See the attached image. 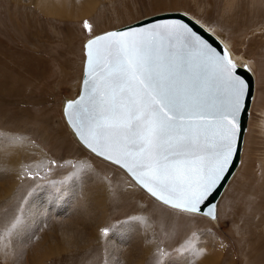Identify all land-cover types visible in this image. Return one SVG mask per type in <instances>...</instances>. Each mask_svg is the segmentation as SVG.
I'll list each match as a JSON object with an SVG mask.
<instances>
[{"label":"rangeland","instance_id":"374dc122","mask_svg":"<svg viewBox=\"0 0 264 264\" xmlns=\"http://www.w3.org/2000/svg\"><path fill=\"white\" fill-rule=\"evenodd\" d=\"M71 1L93 4L90 16L51 18L36 0H0V264H264V0ZM178 11L254 76L241 159L214 221L129 187L62 116L63 100L78 94L85 40Z\"/></svg>","mask_w":264,"mask_h":264},{"label":"snow or ice","instance_id":"6c2138e0","mask_svg":"<svg viewBox=\"0 0 264 264\" xmlns=\"http://www.w3.org/2000/svg\"><path fill=\"white\" fill-rule=\"evenodd\" d=\"M197 26L188 16L92 36L82 94L64 111L84 146L134 181L129 187L177 213L216 219L209 202L239 150L251 98L241 69H252ZM83 28L92 32L87 20Z\"/></svg>","mask_w":264,"mask_h":264},{"label":"bare ground","instance_id":"6f19581e","mask_svg":"<svg viewBox=\"0 0 264 264\" xmlns=\"http://www.w3.org/2000/svg\"><path fill=\"white\" fill-rule=\"evenodd\" d=\"M36 6L38 7V9L41 11V12H43L44 14H45V16H47V17H60L61 19H63V17H65V18H67V17H70V19H72L73 18V20H75L76 18L78 19H83V18H86V17H89L90 16V14L92 13V11H93V4H91V3H87V4H84V5H80L78 2H75V1H66V0H36ZM179 12V11H178ZM180 13H184V12H181L180 11ZM158 14H162V13H158ZM189 15L187 14V17H188ZM148 17H150V16H148ZM191 17V16H190ZM59 18V19H60ZM144 18H147V17H144ZM192 18V17H191ZM67 19H69V18H67ZM80 19V20H81ZM143 19V18H142ZM193 19V18H192ZM141 20V19H140ZM194 21H196L195 19H193ZM139 21V20H138ZM135 22H137V21H135ZM131 24V23H130ZM199 25L200 26H203L202 24H200L199 23ZM121 28V27H120ZM203 28H206V27H204L203 26ZM207 29V28H206ZM114 30V29H113ZM208 30V29H207ZM110 31V30H109ZM209 31V30H208ZM106 32V31H105ZM209 32H211V31H209ZM103 33V32H102ZM99 34H101V33H99ZM99 34H97V35H99ZM94 36H96V35H94ZM217 37V36H216ZM91 38V37H90ZM218 38V37H217ZM89 39V38H88ZM87 39V40H88ZM219 39V38H218ZM87 40H85V42L87 41ZM219 41L225 46V44L219 39ZM85 42L83 43V45L85 44ZM226 47V46H225ZM232 55H233V53H232ZM233 59H235V60H238V62L241 64V65H243V64H247V63H245V62H243V61H241V59L240 58H238V57H234L233 56ZM83 64H84V59H83V63H82V71H81V78H82V72H83ZM250 77H251V83H252V98H251V102H250V106H251V103H252V99H253V94H254V76H253V74H251L250 75ZM81 78H80V83H79V89H78V93H79V90H80V84H81ZM78 95V94H77ZM76 95V96H77ZM75 96V97H76ZM74 97V98H75ZM70 100H72V99H64L63 100V102H62V108H61V110H62V112H63V108H64V104H65V102H67V101H70ZM250 106H249V109H250ZM62 116H63V113H62ZM63 119H64V116H63ZM64 122H65V124H66V126H67V128H68V130H69V132L71 133V135H72V137L78 142V140L76 139V137H75V135H74V133L72 132V130L69 128V126L67 125V123H66V121H65V119H64ZM248 125V119H247V122H246V126ZM247 129V128H246ZM246 132V131H245ZM245 134V133H244ZM243 142H244V135H243ZM78 144H79V146H81L82 147V149L84 148L79 142H78ZM242 147H243V143H242ZM85 149V148H84ZM85 150H87V149H85ZM88 151V150H87ZM89 152V151H88ZM89 153H91V152H89ZM92 154V153H91ZM241 154H242V149H241ZM241 154H240V159H241ZM93 156H95L94 154H92ZM95 157H97V156H95ZM98 159H100L101 160V158H99V157H97ZM102 161H104V162H106V163H108V164H111V163H109V162H107V161H105V160H103L102 159ZM112 165V164H111ZM114 166V165H113ZM116 167V166H115ZM118 168V167H117ZM127 176V175H126ZM128 177V176H127ZM130 180H131V178L130 177H128ZM231 180V179H230ZM230 180H229V182H230ZM133 182V184H134V181H132ZM228 182V183H229ZM228 185V184H227ZM227 185H226V187H227ZM138 187V186H137ZM226 187H225V189H226ZM140 189V188H139ZM224 189V190H225ZM142 192H144L148 197H150L151 199H152V197L151 196H149L144 190H142V189H140ZM224 192V191H223ZM223 194V193H222ZM222 194H221V196H222ZM221 196H220V198H221ZM220 198H219V200H220ZM154 201H156V202H158L157 200H155V199H153ZM219 200H218V202H219ZM218 202H217V204H216V214H217V205H218ZM160 205H163V204H161L160 202H158ZM28 205V204H27ZM164 206V205H163ZM167 207V206H166ZM169 208V207H168ZM171 209V208H170ZM196 215H199V216H203V217H205V218H207V219H209V220H211V221H214V220H216V219H210V218H208V217H206V216H204V215H201V214H196ZM217 216V215H216ZM69 227V226H68ZM93 228H95V226H93ZM95 231V230H94ZM69 232V231H68ZM65 233V232H64ZM97 233H98V231H97ZM71 234L70 233H68V234H66V236H70ZM52 236V235H51ZM98 237H99V234L97 235ZM65 236H63V237H61V245L63 244V246L65 247V246H68V244L71 242L70 240H67V239H69V237L68 238H64ZM71 239V238H70ZM73 240L75 239H77V238H72ZM78 240V239H77ZM85 241V240H84ZM73 242V241H72ZM77 243V242H76ZM84 244V243H83ZM87 244V243H86ZM85 246V245H84ZM51 247V246H50ZM74 247V246H73ZM41 248H42V246L41 247H38V250L37 249H34V251L33 252H35L36 254L37 253H39V254H42V253H44L45 251H43L42 252V250H41ZM46 248V247H45ZM68 248H69V246H68ZM48 250H50V249H52V248H47ZM47 250V251H48ZM35 254V255H36ZM38 256V255H37ZM207 257V256H206ZM213 259V258H212ZM211 261V260H210ZM209 261V262H210ZM205 263V262H204ZM207 263H208V261H207ZM212 264V263H211Z\"/></svg>","mask_w":264,"mask_h":264},{"label":"water","instance_id":"95a60500","mask_svg":"<svg viewBox=\"0 0 264 264\" xmlns=\"http://www.w3.org/2000/svg\"><path fill=\"white\" fill-rule=\"evenodd\" d=\"M182 13L180 12H166V13H162V14H156V15H153V16H150V17H147V18H143L137 22H134L130 25H126V26H123L121 28H117V29H114V30H110V31H115V30H122L126 27H132V28H140V27H145V26H151L152 24H155V23H167V22H171V21H174V20H184V22H188V17L187 16H184V15H181ZM198 31H201L202 34L204 35H207L206 33H204L202 31V28L199 26H197V29ZM107 32V31H106ZM104 33V32H103ZM102 34V33H101ZM100 35V34H99ZM87 42V41H86ZM85 42V44H86ZM84 44V45H85ZM84 45H83V53H84V64H85V49H84ZM84 64H83V72H82V78H81V84H80V90H79V93L78 95L73 98L72 100L70 101H74V100H77L79 99V97L81 96L82 94V89H83V79H84ZM241 75L245 77L246 80H249L250 84H251V98H252V81H251V77H250V74L246 71H243V69H241ZM251 98L249 99V102H248V105H247V111L244 113L243 117H242V121H241V124H242V132H241V141H240V144H239V150L238 152L236 153V156H235V159L233 161V165H232V168L230 169V173L228 175V178L224 181L222 187L214 194V196L211 198L210 202L209 203H215L217 204L221 194L223 193L226 185L228 184L229 180L232 178L238 164H239V161H240V154H241V149H242V143H243V135L245 133V130H246V122H247V119H248V110H249V106H250V102H251ZM68 102V101H67ZM64 104V108H63V116H64V119L67 123V125L69 126V128L72 130V132L74 133L76 139L78 140V142L85 148L87 149L84 144L80 141V139L78 138L77 134H76V131L75 129L73 128L72 124L70 123L69 121V118L66 117L65 115V105L66 103ZM88 150V149H87ZM89 151V150H88ZM90 152V151H89ZM93 154V153H92ZM95 155V154H94ZM96 156V155H95ZM98 157V156H97ZM100 158V157H99ZM102 159V158H101ZM108 162V161H107ZM110 163V162H109ZM147 193V192H146ZM148 194V193H147ZM149 195V194H148ZM150 196V195H149ZM153 198V197H152ZM155 199V198H153ZM159 202V201H158ZM204 211H207V208L204 209ZM215 212H216V209H215ZM203 215V214H201ZM205 216V215H204ZM208 217V216H206ZM210 219H212L211 217H208Z\"/></svg>","mask_w":264,"mask_h":264},{"label":"built area","instance_id":"2783aa9c","mask_svg":"<svg viewBox=\"0 0 264 264\" xmlns=\"http://www.w3.org/2000/svg\"><path fill=\"white\" fill-rule=\"evenodd\" d=\"M156 253H158L160 256H163L165 252L163 250L158 249Z\"/></svg>","mask_w":264,"mask_h":264}]
</instances>
